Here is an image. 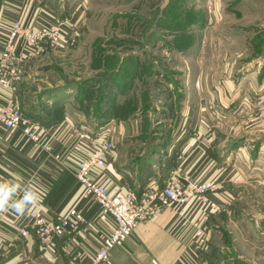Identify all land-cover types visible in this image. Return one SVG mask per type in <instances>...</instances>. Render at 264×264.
Wrapping results in <instances>:
<instances>
[{
  "label": "rangeland",
  "instance_id": "obj_1",
  "mask_svg": "<svg viewBox=\"0 0 264 264\" xmlns=\"http://www.w3.org/2000/svg\"><path fill=\"white\" fill-rule=\"evenodd\" d=\"M52 5L78 34L24 63L20 83L40 79L36 101L72 88L88 89L87 100L106 103L115 94L111 110L119 119L139 118L146 133L164 137L180 123L188 99L196 103L198 129L212 114L207 132L217 135L222 149L239 150L245 140L251 157L240 159L239 181L229 188L239 194L236 213L222 217L205 257L208 264H264V103L255 105L264 99V0H52ZM69 8L83 11L78 27ZM106 103L100 113L108 111ZM253 163L259 171H252ZM207 181L217 184L218 194L219 183Z\"/></svg>",
  "mask_w": 264,
  "mask_h": 264
},
{
  "label": "crops",
  "instance_id": "obj_2",
  "mask_svg": "<svg viewBox=\"0 0 264 264\" xmlns=\"http://www.w3.org/2000/svg\"><path fill=\"white\" fill-rule=\"evenodd\" d=\"M52 6V0H0V34L6 33L15 20H21L27 26L49 22L47 13L57 16L60 13ZM69 10L72 22L78 27L83 11L79 8ZM72 37L70 34L69 40ZM13 64L17 62L14 60ZM23 64L20 63L22 68ZM28 79V82L20 83L16 94L23 116L44 129L45 138L55 152L66 153L65 161L70 169L60 167L45 152L35 150L33 143L28 142L20 131L0 128V184L15 188L10 194L13 198L22 191L15 203L26 192L36 193V189L48 192L43 205L39 202L35 206L28 205L23 215L14 212L6 203L5 209L9 210L0 212V264H73L72 258L76 255L78 264H87L89 257L101 248L102 236L107 233L106 227L98 222L101 207L91 199L82 198L83 187L71 171L77 167L78 159L87 155L89 144H101L104 140L112 142L113 149L106 154V169L96 175L109 188L122 187L140 197L150 186L163 187L176 173H189L199 181L216 180L220 185L219 193L212 194V198L220 204L221 211L209 213L204 219L190 206L165 207L155 220L139 223L125 244L111 251L113 264H152L153 259L160 264H208L205 255L217 236V229L222 221L236 213L239 194L229 188L239 181L240 159L250 156L245 147L248 141L241 140L244 147L239 150L227 146L222 149L217 135L213 131L207 132L213 115L206 114V123L200 124L198 129L193 111L196 103L189 99L184 103L180 123L164 137L160 133H146L139 118L119 119L111 110L117 105L113 101L115 94L106 103L87 100L88 89L82 88L76 93L77 90L72 88V91L50 92L36 101L39 78ZM29 83L38 88H32ZM97 87L90 91L94 93L99 89ZM115 90L109 89V96ZM3 92L6 96L9 94L7 90ZM25 93L28 97L24 101ZM129 97L126 93L125 98ZM121 98L118 103H122ZM105 103L108 111L100 113V107H105ZM263 103L264 99L255 105ZM161 118H165L164 114ZM82 132L89 138L81 140ZM262 153L259 151L258 155ZM255 169L260 170L259 164H252V171ZM73 206L94 222L95 228L56 237L45 248L35 229L28 225L29 212L42 209L48 218H55ZM198 219L208 229V242L202 248L195 242L192 226ZM23 227L27 229V236L19 233Z\"/></svg>",
  "mask_w": 264,
  "mask_h": 264
},
{
  "label": "built area",
  "instance_id": "obj_3",
  "mask_svg": "<svg viewBox=\"0 0 264 264\" xmlns=\"http://www.w3.org/2000/svg\"><path fill=\"white\" fill-rule=\"evenodd\" d=\"M50 21L37 25H25L21 20L12 22L6 33L0 34L2 52L0 54V128L20 131L24 138L33 143L35 150L45 152L47 157L62 168H67L66 153L55 152L50 142L45 138L44 129L32 123L23 116L16 100V94L22 80L20 63H26L42 54L46 46L63 47L71 36L77 35V29H71L66 20L57 15L46 14ZM17 64L14 65L13 61ZM7 90V96L3 92ZM89 138L85 132L80 139ZM84 146L83 144H81ZM113 144L102 141L101 144H89L87 155L77 161V167L71 171L73 176L83 187L84 199H91L101 207L98 222L103 224L107 233L102 236V246L89 257L87 264H113L111 251L122 247L133 231L141 222L153 221L158 213L165 207L178 205L190 206L196 213H201L204 219L209 213L220 211V204L212 198L218 186L214 182L199 181L189 173L175 174L161 188L148 187L140 197L130 190L122 187L109 188L101 183L96 172H102L107 167L106 154L111 152ZM68 169H70L68 167ZM19 191L8 200L9 208L15 204L22 193ZM12 194V193H11ZM40 196L39 203L44 204L48 196L47 190L36 189ZM28 225L35 229V233L44 247L53 243L56 237H63L68 233L81 230L94 229V222L87 219L77 206L48 218L41 209L29 212ZM194 238L198 247L206 246L208 242V229L200 219L192 222ZM21 236H27L26 227L19 231ZM78 255L72 258L73 264H78ZM152 264H160L153 259Z\"/></svg>",
  "mask_w": 264,
  "mask_h": 264
},
{
  "label": "clouds",
  "instance_id": "obj_4",
  "mask_svg": "<svg viewBox=\"0 0 264 264\" xmlns=\"http://www.w3.org/2000/svg\"><path fill=\"white\" fill-rule=\"evenodd\" d=\"M13 191H15V188H9L6 184H0V212L9 210L5 209V205L8 202L10 194ZM39 199L40 196L35 192H26L21 200L12 205V210L17 214L23 215L25 207H27L28 205L35 206Z\"/></svg>",
  "mask_w": 264,
  "mask_h": 264
},
{
  "label": "trees",
  "instance_id": "obj_5",
  "mask_svg": "<svg viewBox=\"0 0 264 264\" xmlns=\"http://www.w3.org/2000/svg\"><path fill=\"white\" fill-rule=\"evenodd\" d=\"M100 112V111H99Z\"/></svg>",
  "mask_w": 264,
  "mask_h": 264
}]
</instances>
